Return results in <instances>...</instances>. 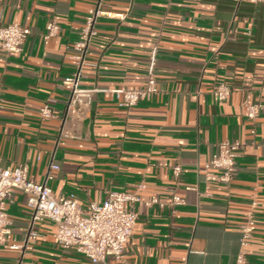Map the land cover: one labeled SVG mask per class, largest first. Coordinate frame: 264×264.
Instances as JSON below:
<instances>
[{"label":"crops","instance_id":"1","mask_svg":"<svg viewBox=\"0 0 264 264\" xmlns=\"http://www.w3.org/2000/svg\"><path fill=\"white\" fill-rule=\"evenodd\" d=\"M94 0H0V27L18 23L32 33L19 53L0 51V156L3 167L27 165L45 182L49 165L60 169L47 185L73 194L83 208L110 192L136 193L138 214L126 252L128 264H235L241 229L252 215L247 264H264V111L257 134L245 104L264 103V6L236 0H107L121 18H101L80 85L97 89L86 118L67 122L75 137L60 140L74 74L73 46ZM56 21L57 35L45 40ZM158 93L132 108L116 92L145 86L152 59ZM232 93L218 102L213 90ZM50 102L55 117L42 120ZM244 146L229 183L200 170L223 141ZM180 165L179 179L173 168ZM219 173V171H213ZM174 195L186 204L173 206ZM156 197L158 203L146 202ZM11 235L0 264H93L53 241L50 221L36 224L31 250H16L31 224L27 195L8 206ZM103 264V263H98ZM106 264H123L108 258Z\"/></svg>","mask_w":264,"mask_h":264},{"label":"built area","instance_id":"2","mask_svg":"<svg viewBox=\"0 0 264 264\" xmlns=\"http://www.w3.org/2000/svg\"><path fill=\"white\" fill-rule=\"evenodd\" d=\"M107 0H94V5L89 9L85 18V24L80 32L79 39L73 46V59L76 70L63 81V86L70 92V98L66 106V115L62 127L59 130L57 143L62 139L75 137L66 128L67 122H82L92 105L97 89H84L80 85L83 70L87 66V56L91 45L98 35V22L101 18H121V14H113L105 9ZM250 2L264 6V0H236ZM44 39L47 41L59 32V25L51 21L47 25ZM32 31L18 23H11L0 27V51L11 54L19 53L31 35ZM158 81L155 74V60L151 61L145 86L136 89H122L116 92L119 104L124 108H132L141 102L150 101L158 93ZM232 93L231 88L223 83L213 90V95L220 103L228 100ZM247 118L252 122L249 134L255 137L257 134L256 120L261 111H264V103L252 105L245 104ZM42 120H50L55 117L52 105L47 102L39 112ZM244 143L240 140L223 141L218 146V152L200 171L206 179L214 182L229 183L236 170V160ZM60 169L54 161L49 165L45 182L37 183L30 175L27 165L15 168L3 167L0 156V246H4L11 235L8 206L13 203L16 191H22L27 195V206L31 212V224L25 241L22 244H14L12 249L31 250L36 244L39 234L34 229L36 224L50 221L55 226L53 234L54 243L62 249H75L78 253L87 257L93 264H106L108 258L128 264L126 252L132 239L134 228L138 220L135 210L128 208L129 204L140 201L136 193L110 192L108 198L102 202H91L83 208L78 197L70 194L54 193L47 185L53 180L54 172ZM213 171H219L214 173ZM182 174L180 165L173 168V175L179 179ZM158 203L156 197L150 198L146 205ZM173 206H182L186 200L178 195L172 198ZM255 221L252 215H248L247 221L241 229V250L235 264H247L246 248L252 238Z\"/></svg>","mask_w":264,"mask_h":264}]
</instances>
